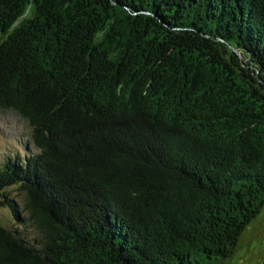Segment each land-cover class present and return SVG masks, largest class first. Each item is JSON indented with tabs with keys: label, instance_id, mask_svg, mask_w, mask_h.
Returning <instances> with one entry per match:
<instances>
[{
	"label": "trees",
	"instance_id": "obj_1",
	"mask_svg": "<svg viewBox=\"0 0 264 264\" xmlns=\"http://www.w3.org/2000/svg\"><path fill=\"white\" fill-rule=\"evenodd\" d=\"M0 109L34 147L0 264H224L264 206V0H0Z\"/></svg>",
	"mask_w": 264,
	"mask_h": 264
},
{
	"label": "rangeland",
	"instance_id": "obj_2",
	"mask_svg": "<svg viewBox=\"0 0 264 264\" xmlns=\"http://www.w3.org/2000/svg\"><path fill=\"white\" fill-rule=\"evenodd\" d=\"M30 132L29 124L15 112L0 109V166L9 155L34 150L29 139ZM7 191L23 206L24 194L17 185L9 187ZM0 223L33 233L29 224L18 225L10 210L5 207H0ZM224 264H264V206L258 217L246 226L235 252L224 259Z\"/></svg>",
	"mask_w": 264,
	"mask_h": 264
},
{
	"label": "water",
	"instance_id": "obj_3",
	"mask_svg": "<svg viewBox=\"0 0 264 264\" xmlns=\"http://www.w3.org/2000/svg\"><path fill=\"white\" fill-rule=\"evenodd\" d=\"M235 50H237V49L235 48Z\"/></svg>",
	"mask_w": 264,
	"mask_h": 264
}]
</instances>
